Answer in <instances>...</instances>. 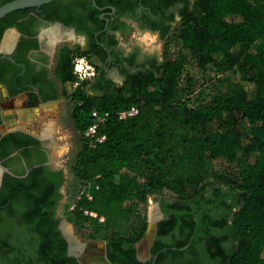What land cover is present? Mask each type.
I'll use <instances>...</instances> for the list:
<instances>
[{
	"label": "trees",
	"instance_id": "trees-1",
	"mask_svg": "<svg viewBox=\"0 0 264 264\" xmlns=\"http://www.w3.org/2000/svg\"><path fill=\"white\" fill-rule=\"evenodd\" d=\"M69 5L51 15L67 21ZM181 15L173 41L178 43L175 57L157 71L129 75L120 87L101 83L93 86L101 92L89 91L90 81H81L74 73L71 51L63 50L57 76L65 97L76 103L71 116L82 146L73 172L84 187L68 206L67 218L86 240L106 243L112 264H151L137 259L136 245L149 227L148 199L158 194L176 202L175 207L165 205L172 220L162 224L160 236L175 232L178 237L158 243L154 254L167 251L155 264H222L218 257H224L223 264H264V0H194L193 7L186 5ZM259 41L260 50L253 52ZM6 63L0 60V66ZM209 72H215V77L213 93L206 100L202 93L196 96L195 86ZM131 106L138 107V114L121 119L120 113ZM95 110L107 114L99 125V134L105 136L101 142L86 136ZM237 150L248 155L256 152L257 157L231 177L209 173L213 161L233 160ZM43 171H33L32 185L26 188L37 189L35 202L27 201L34 210L28 204V214L20 221L36 232L38 252L30 255L25 240L8 241L13 235L11 224L6 230L0 228L5 231V239L0 233V264H80L67 256V242L46 206L56 195L53 182L62 184V175L46 177ZM188 203L204 210L196 238L181 251L190 240H183L186 227L191 235L195 228V220H184L179 212L189 215L184 205ZM10 208L0 211V217ZM219 211L220 218H213L211 213ZM219 229L234 242L228 254L223 248L225 238L214 234ZM199 245L203 248L197 252Z\"/></svg>",
	"mask_w": 264,
	"mask_h": 264
},
{
	"label": "flooded vegetation",
	"instance_id": "flooded-vegetation-1",
	"mask_svg": "<svg viewBox=\"0 0 264 264\" xmlns=\"http://www.w3.org/2000/svg\"><path fill=\"white\" fill-rule=\"evenodd\" d=\"M5 1L7 0H0V6ZM56 1L60 2L54 3ZM56 1L41 7L15 11L3 18V22L0 21V57H7L0 59L7 61L6 65L0 66V87L4 88L9 100L21 95L27 98L24 106L28 110L23 111V114L33 112L42 105L68 99L65 97L64 86L57 76V67L64 49L71 51V57L75 53V49L69 46V43L78 44L80 54L92 66L88 67L89 71L87 70L90 76L89 91L91 92H101L98 89L94 90V85L102 83L120 87L131 74L140 71H157L167 60L165 58L166 49L162 52H149L143 51L139 44L125 46L120 41L124 38L115 30V27L131 22L135 25L136 31L155 34L161 40H166L175 27L183 21L182 10L186 5H190L192 8L194 2V0H175L171 5L165 7L163 2L168 4L172 0H147L145 3H143L145 0H115V2L95 0L97 5L94 4V0ZM67 3H70L68 6L70 15L67 21L51 15L58 9H67ZM146 14H149V18ZM154 24H158L157 30L153 29ZM168 28L170 33L168 36H164ZM8 32H14V37L13 41L4 48L3 41ZM4 107L5 103H0V203H7L0 205V211L8 206L11 208L1 214L0 228L4 227L6 230L11 224H14L13 235L8 238V241L11 243H16L21 239L27 241L30 246V255H33L38 252L34 247H40V244L36 243L37 234L20 221H23L25 215L28 214V204L31 206L30 211L34 210V205L27 204V201L35 202L36 198L33 196L37 195V189L26 187L32 185V175L34 176L35 169L44 168L46 177H50V173L62 175V184L58 186V183L53 182V187L54 185L56 187V195L46 206L57 222V229L67 242L63 236L61 220L58 217L60 208L64 205L63 188L67 182V175L64 168L54 164L58 157L57 152H54L55 146L51 145L54 138H42L40 134L21 126L6 129L3 116ZM38 175L40 179L41 172H38ZM50 180L52 181V179ZM21 191L24 192L21 193ZM210 194L208 192L206 196L208 197ZM58 196L60 197L58 198ZM157 202L158 217L154 218L157 225L148 250V257L141 260L136 252L139 261L151 262V264L156 256L158 257L155 263L160 254L167 251V249H161L154 254L158 243L170 242L175 236V238L178 237L175 232L160 236L162 224L172 220L169 208L166 209L165 205L175 207L176 202L161 196ZM184 205L189 215L185 214L183 210L179 212L184 216V220L194 219L195 228L191 235V228L186 227V235L183 240L189 238L190 240L186 247L180 249L181 251L187 250L192 240L196 238L194 234L200 224V214L204 210V207L199 209L200 207L196 203ZM173 213H178V211ZM221 214L222 211L211 213L215 219H219ZM1 232H3L1 239H5L3 237L5 231L1 229ZM214 234L225 238L223 248L228 254L233 249V240H230L227 234L220 229ZM202 248V245H199L196 247V251L200 252ZM80 252L78 257L70 256L67 242V256L77 259L80 264H87L85 252ZM103 253L106 256L107 246ZM217 260L222 264L225 262L224 257H218Z\"/></svg>",
	"mask_w": 264,
	"mask_h": 264
},
{
	"label": "rangeland",
	"instance_id": "rangeland-1",
	"mask_svg": "<svg viewBox=\"0 0 264 264\" xmlns=\"http://www.w3.org/2000/svg\"><path fill=\"white\" fill-rule=\"evenodd\" d=\"M228 22H232L231 17H228ZM192 26V24H190ZM181 27V23L175 27L172 34L169 35L168 39L161 40L155 34L149 33H142L136 31L135 25L131 22L122 23L120 26H117L115 29L116 31L124 38L123 40L120 39L125 46L131 45H140L143 51L155 52L159 51L162 52L166 51L167 55L165 56L166 59H171L175 57V49L178 48V43L174 42L177 35L179 34V30ZM193 28V27H192ZM14 37V32H8L3 41V47L6 48L12 41ZM173 43L171 47H173V52L170 54V45ZM69 46L73 47L74 55L73 63H74V70L76 64L83 60L84 71L83 73L86 74L85 80H89L88 75V67H92L80 54V49L78 48V44L69 43ZM262 46V42H257V44L252 48L253 52H257L260 50ZM77 47V48H76ZM170 51V52H169ZM88 70V71H87ZM215 77V72H209L204 78H202L197 85L195 86V93L196 96H199V93H202L200 96L202 98H206L209 100V95L213 93V86L211 84V79ZM240 79V75L236 76V80ZM3 95L5 97V108L14 111L11 116L12 124L10 127L21 126L23 128H28L34 131L36 134H40L42 138L46 139V131L48 129H52V134L50 137H53L52 146L57 148L56 154L58 157L56 158L55 165L62 167L65 169L67 175V182L63 188V207L60 208V212L58 214L59 219L61 220V226L63 230H68V233H72L73 236L75 235L80 240H86L82 234L78 232L75 225L66 224L65 221H68L67 218V208L69 205H73L76 200L82 195L84 187L75 177L73 172V167L75 163V158L77 153L80 151L82 146V139L80 133L77 131L73 119L71 117V112L75 107L76 103L71 101L70 99H65L61 102H57L54 104L49 105H42L39 108L35 109L36 112H29L28 114H23V108H25L26 97L21 95L20 97H16L14 99L9 100L6 97V93L4 88L0 87V97ZM198 98V99H201ZM15 109V110H14ZM41 114V115H40ZM20 115V116H19ZM22 117L23 119L19 118ZM27 117V119H26ZM26 119V120H24ZM54 124V125H52ZM54 148V152H55ZM257 157V153L253 152L251 154H246L241 150H237L236 155L233 160H228L225 157H220L213 161L209 167L210 174H219L225 175L226 177H231L233 175L238 174L243 167L251 162H254ZM160 197L158 194H154L149 197L147 205H146V212L147 217L151 216V218L158 217V202L157 199ZM71 223V222H70ZM74 227V230H73ZM154 226L150 224V229H153ZM74 231V233H73ZM152 230L146 237L139 242L137 254L139 257L146 259L148 257V250L150 247V240L152 237ZM74 236V237H75ZM147 240V241H146ZM88 241V240H86ZM106 243L105 242H92L88 241L86 247L84 248V252L86 256L91 255L92 253L96 254H104ZM3 252L0 253V257L2 258ZM93 256V255H91ZM101 264H111L108 260L104 259Z\"/></svg>",
	"mask_w": 264,
	"mask_h": 264
},
{
	"label": "water",
	"instance_id": "water-1",
	"mask_svg": "<svg viewBox=\"0 0 264 264\" xmlns=\"http://www.w3.org/2000/svg\"><path fill=\"white\" fill-rule=\"evenodd\" d=\"M54 1H56V0H13V1L7 2V3L0 6V21L3 18H5L7 15H9L15 11L26 9V8L41 7L43 5L49 4V3L54 2ZM94 4L97 5L95 0H94ZM4 58H7V57L6 56L0 57V59H4ZM10 60L15 62L13 59H10ZM148 222H149V227H148L146 235L149 234V232H151V230H152L153 234H152V237L150 240V245H151L152 238L155 234V228H156L157 224H156V220L153 217L151 218V216L149 217ZM65 223L72 225V223H70L69 221H65ZM150 224L152 226H154L153 229H150ZM73 230H74V227H73ZM73 233H74V231H73ZM146 235H145V237H146ZM63 236L69 244L70 256L78 257V255H80V253H81L80 251H83L84 248L86 247L87 243H88V241H86V240L78 239L75 235H74L75 237H69L64 232V230H63ZM138 248H139L138 245H136L137 250H138ZM106 257L109 261L108 253L106 254ZM157 257L158 256H156V258ZM156 258H155V260H156ZM139 259H141V258L139 257ZM155 260L152 264H155Z\"/></svg>",
	"mask_w": 264,
	"mask_h": 264
},
{
	"label": "built area",
	"instance_id": "built-area-1",
	"mask_svg": "<svg viewBox=\"0 0 264 264\" xmlns=\"http://www.w3.org/2000/svg\"><path fill=\"white\" fill-rule=\"evenodd\" d=\"M83 71H84L83 60H80L75 66L74 73L78 76L79 80L81 81H84L86 77V74L83 73ZM138 112L139 110L137 106H131L130 108L120 113V118L121 119L133 118L138 114ZM92 116L94 118V123L88 128L86 132V136L95 142L104 141L105 136H101L99 134V125L105 119L107 114L102 115L98 111L95 110L92 112ZM87 196L89 199H92V196L89 193H87ZM92 215L95 217H98L97 214H92ZM100 221L104 222V218H100Z\"/></svg>",
	"mask_w": 264,
	"mask_h": 264
},
{
	"label": "crops",
	"instance_id": "crops-1",
	"mask_svg": "<svg viewBox=\"0 0 264 264\" xmlns=\"http://www.w3.org/2000/svg\"><path fill=\"white\" fill-rule=\"evenodd\" d=\"M120 25H117V26H120ZM5 100H6L5 97H3V95H1V97H0V103H2V104L5 103V105H6ZM25 110H28V108L27 107L23 108V111H25ZM12 113H14V111L9 110V109H6L4 107L3 116H4V121H5L6 129L10 128V125L12 124V120H11ZM26 119H27V117H26ZM91 255H93V256H91ZM91 255L86 256L87 257L86 261L88 262L87 264H101V262H103L104 259L108 260L107 257L104 254H99V253L96 252V254L92 253ZM140 258L141 259H144L142 257H140Z\"/></svg>",
	"mask_w": 264,
	"mask_h": 264
},
{
	"label": "bare ground",
	"instance_id": "bare-ground-1",
	"mask_svg": "<svg viewBox=\"0 0 264 264\" xmlns=\"http://www.w3.org/2000/svg\"><path fill=\"white\" fill-rule=\"evenodd\" d=\"M33 112H36V110H34ZM52 125H54V124H52ZM51 134H52V129L50 128V129H48V130L46 131V134H45L46 138H47V137H50ZM56 150H57V148H56ZM56 150H55V151H56ZM55 153H56V152H55ZM64 231H65V233H66L67 235H69L70 237L73 236V234H72V233H68L69 231H68V230H65V228H64ZM73 237H74V236H73ZM146 241H147V240H146Z\"/></svg>",
	"mask_w": 264,
	"mask_h": 264
}]
</instances>
